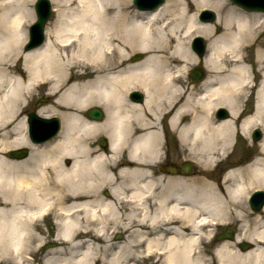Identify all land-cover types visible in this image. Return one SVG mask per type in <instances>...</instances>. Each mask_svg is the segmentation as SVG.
<instances>
[{"label":"bare ground","instance_id":"bare-ground-1","mask_svg":"<svg viewBox=\"0 0 264 264\" xmlns=\"http://www.w3.org/2000/svg\"><path fill=\"white\" fill-rule=\"evenodd\" d=\"M27 1L0 0V264H264V204L249 203L253 189L264 191V135L248 162H230L217 180L207 175L227 163L234 136L264 130V13L227 0H165L153 10L130 0H51L56 15L44 43L20 51L23 75L8 57L21 41ZM202 8L216 19L200 21ZM194 35L208 39L209 73L187 90ZM133 51L144 56L131 60ZM38 85L53 104L37 115L61 124L51 139L32 142L20 103ZM134 88L143 102L128 99ZM95 105L105 110L101 121L84 114ZM217 106L229 116L218 118ZM164 120L199 174L173 166L167 172L177 174L151 178L167 152ZM100 133L107 151L95 144ZM19 147L27 157L4 156ZM122 202L132 206L130 221L120 220ZM49 216L58 228L44 249L38 227ZM217 221L234 225L235 237L208 253L202 246ZM110 229L124 240L111 242Z\"/></svg>","mask_w":264,"mask_h":264},{"label":"rangeland","instance_id":"rangeland-1","mask_svg":"<svg viewBox=\"0 0 264 264\" xmlns=\"http://www.w3.org/2000/svg\"><path fill=\"white\" fill-rule=\"evenodd\" d=\"M34 1L35 0H30V1L28 0L27 1L28 4H26V8H27L28 13H27V15H25V19H24V22H23V26H22L23 34L20 37L21 41H19L20 43L16 47L18 50L17 49H15L16 51L11 50L10 52L13 55V57H11V59H10V57H8L9 58V64L12 65V66H14V64H16V67L18 68V70H14V73H21L23 75H24V71L19 69L20 66H21V63H22L21 62L22 58H21V52L20 51L22 50L23 44H24L25 40L27 39L28 27H29L30 23H32V21L35 19V15H34V11H33V3H34ZM227 1L230 4H232L230 2V0H227ZM50 2L52 4L53 11H52V14H51V16L49 18V21L45 25V29H44L45 37L48 34L47 33V29L51 28V26L53 25V21L55 19V15H56L55 14V4L51 0H50ZM130 2H131V0H130ZM214 13H215V19H216L217 13H216V11H214ZM207 44H208V39L206 38V50H207V46H208ZM138 54H142V57L144 56L143 52L133 51V52L130 53L129 58L131 60H139L140 58L139 59H133ZM247 55L249 57V60L251 61L253 59V49H250L249 51H247ZM195 56H196L197 62H196V64L190 66L189 69H193L195 67H199L202 70H204V72H205V74L207 76L209 71L207 70V68L204 66V63H203V58L205 56V53L202 55V57H199L196 54H195ZM258 78L259 77L257 76L256 77V81H257ZM189 82H190V84H189ZM183 83H185V87L188 90V88L191 89V84L193 82H191L190 80H184ZM37 87H34L30 91L26 92L23 100L20 103V105L24 108V113L23 114L25 115V121H26V112L28 110H32V109L36 110V109H38L41 106H47V105H52L53 104V95H50V94L47 93V89L45 88V86L44 87H38V88ZM131 90H137V89L134 88V89H131ZM139 92H141V91H139ZM251 93H252L251 90L250 91H246L244 102H243L244 114H248L249 112H251L252 104H253V95ZM92 107H98V108H100L103 111V113L105 112V110L102 107H100V106H96L95 105V106H92ZM92 107H90V108H92ZM86 111H85V113H86ZM85 116H86V114H85ZM162 122H163L162 124L164 125V128H165V137H166V140H167V143H166V148H167L166 157H168L169 159H171L173 162H176V163H182L185 160L191 161L193 163L194 167L192 168V171H190L188 176L192 177V176H194L196 174H199L198 171L201 169L200 165L198 163H196V161H195V159L193 158L192 155L189 154V157H185L186 153H184V154L180 153L182 151L180 150V144L178 142V139L175 136L176 135L175 132L173 130L171 132L168 129V126H167L165 120L162 121ZM254 128H257V127H253L251 129L253 130ZM259 129L262 131V133L264 135V130H262V128H260V127H259ZM101 139H104V141H106L105 147L101 146V144H100ZM231 141H232V143H231L230 150H229V151H231V153H230L231 155L227 159V163L226 164L223 163V164L215 165V166L211 167L210 173L207 174L208 177H210L211 179H214V180L216 179L217 180L218 178H220L221 175L224 173L225 169L228 168L227 166H230V162H232V161H234L236 159H238L240 162H248L253 157L254 153L257 151V143H255L252 140L251 134H249L248 140H246L245 138L241 137L238 134V135L234 136ZM107 142H108V139H107V137L104 136V134L100 133V134L96 135L95 144H96L97 147L101 148L102 150L105 149L107 151ZM8 151L6 153H4V156L9 159L10 156H9V152ZM109 155H110V152H109ZM119 157H120V155H119ZM109 161H110L109 165L113 164V162H111V159ZM128 207H132V206L131 205L128 206V205H126V203H123V202L119 204L118 208H119V212H120V215H121L120 220H122V221H123V219L129 220L127 218L128 216L125 215V213L128 212V211L125 212ZM130 218L133 219V217H130ZM110 220H112V219H110ZM112 225L113 224H108V227L110 228ZM226 227L230 228V230L233 233V236L235 237V226L234 225L231 226V224H229V226L228 225H223V226L219 227L218 229L212 230V232H208V237L210 236V238L213 239L214 236H217V235L221 234ZM38 228H39L38 231L40 232V234H42L41 236H43L42 238H44L43 239L44 241L42 242L43 243V248L45 249V248H49V246H51V245H55V243L53 241H48L46 236H47V234H49L50 237H52L53 233H56V230L58 228V225H57V222H56V218H54V217L52 218L50 216L49 217H45V220L42 219L40 221V226ZM36 233H38V232H36ZM107 233H108V236H109L108 238L111 240V242H121V241L124 240L125 233L123 231H121V230L113 231L112 229H110ZM117 235H118V238H116ZM217 242H219V240H216V237H215L213 239L212 243L211 242H209V243L207 242V243H205L202 246L203 250L208 251V253H211V251L213 250V248H214V246H215V244ZM243 244H246V245H243ZM252 246L253 245L251 243H249V242H242V243L239 244V248H241V249L250 248ZM139 249H140V251H143V249L141 247H139ZM209 256L210 255H208L207 257H209Z\"/></svg>","mask_w":264,"mask_h":264},{"label":"water","instance_id":"water-1","mask_svg":"<svg viewBox=\"0 0 264 264\" xmlns=\"http://www.w3.org/2000/svg\"><path fill=\"white\" fill-rule=\"evenodd\" d=\"M162 0H156L155 2H153L152 4H157L160 3ZM233 3L238 4L244 8L247 9H254V5L252 4H248L245 0H231ZM262 2V6H264V0H260ZM135 5L137 7H139L138 5V0L134 1ZM35 12L37 15V20L36 22L31 26V31L32 34L30 36V44H28L26 46V49H29L31 47H34L36 45H38L41 41H42V31H43V26L44 23L46 22V20L48 19V16L50 14V3L48 0H37L35 5ZM141 8V7H140ZM213 13L210 11H205L203 12V19L204 20H212L213 19ZM36 33V34H35ZM197 43H194L192 45L193 49L197 52L198 54L201 56L202 52H203V43L201 42V40L199 39V46H196ZM136 57H140V55L136 56ZM203 76V72L201 69L199 68H195L193 69L190 79L192 81H197L199 79H201ZM225 113V112H224ZM28 121L30 123V128H31V134L32 137L35 141L38 140H43L45 138H47V136L50 135V133L48 132V129L46 128V124H49L51 126V128H53L54 130L57 129L58 127V121L57 119H53V120H43L42 118L38 117L37 115H35L33 112H30L28 114ZM87 116L89 118L95 119V120H100L103 116L102 111L99 108H91L89 111H87ZM40 120L45 121L41 122L40 124L42 125V127L38 126V122ZM45 126V127H44ZM45 134V135H44ZM42 136L41 138H39V136ZM259 137V134H257L256 136H254V139H257ZM101 144L104 145V141L101 140ZM14 154V153H13ZM26 155L25 151H19L18 153L15 154V156L17 157H24ZM188 169H190V164H188ZM259 197L261 198L260 201H258L256 204L252 203L253 208L255 210H258L260 208V206L262 205V203L264 202V195L263 194H259ZM224 237H228V238H232V233L229 230H226L222 235H220L218 238H224Z\"/></svg>","mask_w":264,"mask_h":264},{"label":"flooded vegetation","instance_id":"flooded-vegetation-1","mask_svg":"<svg viewBox=\"0 0 264 264\" xmlns=\"http://www.w3.org/2000/svg\"><path fill=\"white\" fill-rule=\"evenodd\" d=\"M137 100H135L136 102ZM137 102H142V100L140 101H137ZM166 152L165 150L163 149L162 150V158L159 159L157 165H153L151 166V169H150V174L151 176L156 179L157 177L161 176V175H166L167 171L170 170L171 167L174 166V169H176L177 171H180L179 170V167H178V164L179 163H176V162H173L171 159H169L168 157H166Z\"/></svg>","mask_w":264,"mask_h":264}]
</instances>
